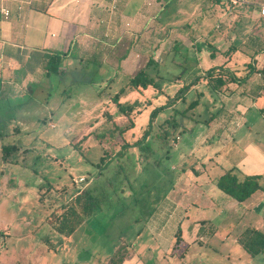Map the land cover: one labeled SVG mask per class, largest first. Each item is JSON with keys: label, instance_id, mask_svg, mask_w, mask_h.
Returning <instances> with one entry per match:
<instances>
[{"label": "rangeland", "instance_id": "1", "mask_svg": "<svg viewBox=\"0 0 264 264\" xmlns=\"http://www.w3.org/2000/svg\"><path fill=\"white\" fill-rule=\"evenodd\" d=\"M211 4L210 23L230 9L222 0ZM234 8L252 9L244 4ZM247 25L242 20L239 33ZM195 39L194 44L187 41L186 50L178 47L171 54L170 47H162V65L171 66L160 73L161 79L149 65L159 87L130 90L129 99L121 103L133 107L129 114L119 112L112 99L125 84V75L96 65L69 67L64 77L51 74L41 88L9 101L0 98V264H167L171 256L181 257L182 248L167 249L166 242L161 249L155 247L143 228L162 199L170 197L183 206L200 202L195 194L228 168L226 158L237 166L250 162L253 172L264 174V155L258 150L245 159L236 151H222V157L203 160L209 150L221 148L215 137L207 141L202 135L209 129L206 120L217 114L214 94L200 80L199 94L188 89L175 99L184 83L200 76V63L208 61L199 56L207 45ZM136 43L146 45L140 50L143 56L153 55L152 40ZM187 67L194 73L189 79L181 75L183 84L170 79ZM111 74L107 85L102 78ZM193 100L198 105L187 108ZM164 105L148 126L152 110ZM104 109L112 114L103 115ZM129 121L134 126L124 130ZM195 129L202 132L192 135ZM144 140L149 149L139 146ZM7 144L18 145L20 151L4 161L1 146ZM243 170L234 169L239 178ZM80 177L84 180L74 183ZM140 179L149 182L145 186ZM87 209L90 213L84 215ZM67 216L77 223L70 236L56 230ZM174 225V217H168V234Z\"/></svg>", "mask_w": 264, "mask_h": 264}, {"label": "crops", "instance_id": "2", "mask_svg": "<svg viewBox=\"0 0 264 264\" xmlns=\"http://www.w3.org/2000/svg\"><path fill=\"white\" fill-rule=\"evenodd\" d=\"M211 1L122 0L112 11L110 0H0V6L10 11L7 17L0 14V98L9 101L28 89L43 87L50 77L45 64L53 53H60L62 77L69 67L81 69L89 65L125 75L127 80L118 99L123 103L131 96L130 90H135L126 86L129 77L145 68L148 59L153 60L152 75L164 79L160 73L168 72L171 63L162 65V47H170V54L178 47L186 50L187 41L194 44L192 38L196 35L195 40H202L208 49L199 54L208 61L200 63L197 73L204 75L209 68L224 65L225 71L237 78L223 86L222 91H213L207 85L218 105L217 114L206 123L209 129L202 135L207 141L215 137L221 148H212L203 160L210 162L216 156L222 157V151H236L243 154V159L254 150L264 155V16L258 12L264 0H248L244 4L253 11L230 6L210 23L214 16ZM242 20L248 24L243 34L239 33ZM143 40L153 41V55L141 54L145 44H133ZM146 70L151 75L149 66ZM193 73L194 69L187 67L180 75L171 74L170 79L180 85L184 83L181 75L189 79ZM113 78L111 74L102 81L109 85ZM202 81L207 84V79ZM197 84L189 91H196ZM109 114L111 111L104 109L103 115ZM198 131L202 129L191 134L197 136ZM226 161L227 169L244 167L243 176L259 174L251 170L250 162L237 166L227 158ZM222 173L211 179L209 187H201L195 194L200 202L191 200L183 206L165 197L150 215L143 228L155 247L161 249L164 242L167 249L173 246L178 229L186 247L181 257L171 256L167 264H264V251L251 256L238 241L248 227L264 234V190L238 202L217 188L216 180ZM144 180L139 183L146 186L149 181ZM168 217L175 219L169 234Z\"/></svg>", "mask_w": 264, "mask_h": 264}, {"label": "trees", "instance_id": "3", "mask_svg": "<svg viewBox=\"0 0 264 264\" xmlns=\"http://www.w3.org/2000/svg\"><path fill=\"white\" fill-rule=\"evenodd\" d=\"M177 48V47H176ZM61 57L60 53H53L49 56L46 64L45 69L48 75L55 74V75H62L63 70L61 69ZM210 57L213 58L214 54L211 52ZM152 63L151 59H148L146 67ZM224 65L213 66L206 70L204 75H200L199 77H195L189 84L183 85L176 93L175 99L181 96L184 92H186L191 86L197 84L200 80L207 79V85L213 91H222L223 86H225L228 82H232L237 80L230 72L225 71L223 68ZM146 67L140 69L136 74L129 77L126 86L129 89H145L148 86H153L158 88L159 86L154 81L153 77L148 73ZM124 89H121L119 93H116L112 99L115 102L117 109L119 112L124 114H129L132 112L133 107L130 105H123L119 103V96L120 93ZM198 105L197 100H193L188 104L189 109H192ZM165 107H158L152 110L150 114V120L148 126L152 124L154 119L156 118L159 111H161ZM215 116V113L210 115L206 122H210ZM172 127H175V123H171ZM134 126L132 121L124 127V130H128ZM167 130L163 133L165 134ZM148 134V130L144 133L143 137L145 138ZM144 142V143H143ZM139 146L141 148H147V141H140ZM20 151V147L16 144H7L1 146V156L4 161L11 160L12 156L15 153ZM105 155L100 158V162L103 163V159ZM216 186L219 190L230 196L231 198L235 199L238 202H242L248 197H250L254 192L257 190H264V176L261 174H249L245 175L242 178H239L234 171V168H230L225 170L216 180ZM72 212V211H71ZM84 215L90 213V211L83 210L82 212ZM69 217H63L60 224L57 226L56 230L65 235L70 236L72 232L75 230L77 223L68 219ZM1 234V231H0ZM239 243L242 247L250 254L251 256H255L259 253L264 251V234L260 231L256 230L255 228L248 227L246 228L238 238ZM183 239L180 234V230L178 229L174 235V244L172 246L173 251L179 248H182L179 256H182L186 250V247L183 245Z\"/></svg>", "mask_w": 264, "mask_h": 264}, {"label": "built area", "instance_id": "4", "mask_svg": "<svg viewBox=\"0 0 264 264\" xmlns=\"http://www.w3.org/2000/svg\"><path fill=\"white\" fill-rule=\"evenodd\" d=\"M120 1H122V0H110L109 9L112 11L116 10L117 5ZM222 1L227 2L231 7H235V6H239V5H243V4L247 3L248 0H222ZM259 11H260L261 16H264V5L260 6ZM9 13H10L9 9L0 6V14L1 15H3L4 17H7V16H9ZM83 180H84V178L80 177L77 181L75 180L74 183L81 182Z\"/></svg>", "mask_w": 264, "mask_h": 264}]
</instances>
